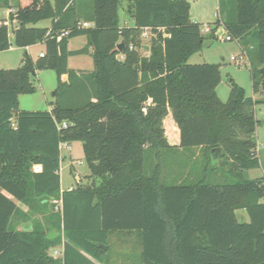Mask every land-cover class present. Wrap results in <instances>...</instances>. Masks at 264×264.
Instances as JSON below:
<instances>
[{
	"label": "trees",
	"instance_id": "16d2710c",
	"mask_svg": "<svg viewBox=\"0 0 264 264\" xmlns=\"http://www.w3.org/2000/svg\"><path fill=\"white\" fill-rule=\"evenodd\" d=\"M10 1L0 0V8L11 9ZM14 1L16 12L0 19V52L40 43L45 51L0 69V264L104 263L108 237L125 232H137L142 264H264V176L246 177L262 166L257 100L232 82L222 102L220 65L189 64L206 42L201 24L190 18V2L128 0L135 23L128 27L120 25V0ZM45 20L51 27L37 26ZM212 25L211 38L224 28L240 42L252 90L264 103V0H219ZM144 29L154 34L148 56L140 53ZM64 31L69 34L59 39ZM83 36L87 45L69 50L70 40ZM88 53L92 72L69 68L70 57ZM47 69L58 78L51 110H21L20 96L36 93L32 78ZM170 113L180 130L178 147L165 137ZM74 142L82 143L92 182L62 191L60 146ZM178 148L201 150L203 177L182 164V181L166 185L162 162ZM55 200L57 213L31 231L17 230L14 220ZM238 210L249 223L238 221ZM52 230L59 236L49 241ZM62 244L63 257L50 256Z\"/></svg>",
	"mask_w": 264,
	"mask_h": 264
},
{
	"label": "rangeland",
	"instance_id": "374dc122",
	"mask_svg": "<svg viewBox=\"0 0 264 264\" xmlns=\"http://www.w3.org/2000/svg\"><path fill=\"white\" fill-rule=\"evenodd\" d=\"M123 8L120 9V20L121 22L124 19H127V14L125 8L127 7V1L122 0ZM206 2H208L206 0ZM11 9H1L0 8V19L8 21L9 13L16 12V4L14 0L10 1ZM191 4V3H190ZM49 21L45 20L39 24V26L44 27L48 25ZM213 24V22H212ZM204 25L202 26V31L206 30L207 26L213 28V25ZM11 28L14 27V24L10 25ZM227 32H224V35L219 39L215 40L211 38L210 33L203 32V36L206 38L204 48L194 54V57L189 61L190 65L194 64H218L220 65L221 73V83L217 87L216 91L222 102H226L229 99L231 93L232 82H235L240 86L247 94L248 97H253L257 100L255 105L256 118L259 121L258 129L255 134L257 146L259 150L260 162L262 164L261 168L253 169L247 172L246 177L250 180L255 178H260L264 176V103L263 96L261 94H254L252 90V77H251V63L245 58L242 50V45L238 41L232 40L227 41ZM11 40L13 37L10 35ZM76 42H79L77 40ZM143 43L150 44L149 40H143ZM72 47H76L74 44ZM79 47V46H78ZM40 47H37L33 50L34 53H38ZM20 53L16 50L5 53L0 52V69L7 70L9 68L14 69L22 66V61L19 59ZM141 55H145V50H140ZM232 56L235 59H232ZM94 64L93 57L88 54H83L78 57L71 59V67L81 66L82 68L88 69L93 67ZM79 64V65H78ZM254 69L256 70L257 64H253ZM44 74H50L51 79L44 77L43 83L45 85V90H43L39 83V77L33 76V83L36 86V93L23 95L20 100V109L23 111H47L50 108V103L54 102L55 97L52 95L51 87L57 86L58 78L52 70H48ZM46 76V75H45ZM55 78V79H54ZM171 114V113H170ZM170 114L166 117L163 122V128L165 130V137L168 140V137L173 135L172 126L173 122L170 118ZM169 133V134H168ZM71 149H61L62 163H61V188L64 191L70 190V188L77 187V180H82L81 187L86 188L90 185L92 180L87 179V176L91 174V170L88 167L87 162L85 161L84 150L82 149L81 142H74L70 145ZM166 162H162V175L161 180L166 185L179 184L182 181L181 174L183 165L187 164L190 170H196L197 176L201 175V172L198 170V165L204 163V158L202 157L200 149H189L182 150L181 148L166 152ZM154 160L149 159L146 162L147 174L150 175L153 171ZM183 164V165H182ZM213 165V164H212ZM212 170V168H211ZM209 171L208 178H211L214 174L213 171ZM197 176L195 175L196 179ZM207 176V175H206ZM207 178V179H208ZM53 203V204H52ZM50 204L43 206L41 204L37 205L35 212H30V216L27 219L22 218L16 226L19 227L20 231H31L35 226V222H43L51 217V213L55 211L57 213L58 204L52 201ZM55 205V206H53ZM28 211V208H26ZM236 216L238 221L249 223V216L246 211L238 210L236 211ZM15 219V218H14ZM15 223V220H14ZM109 249L106 253L104 261L106 264H142L141 260V245L138 239L137 232L131 233H114L108 237Z\"/></svg>",
	"mask_w": 264,
	"mask_h": 264
},
{
	"label": "crops",
	"instance_id": "0c3cea01",
	"mask_svg": "<svg viewBox=\"0 0 264 264\" xmlns=\"http://www.w3.org/2000/svg\"><path fill=\"white\" fill-rule=\"evenodd\" d=\"M122 2L121 4V8H123V1L120 0ZM127 1V6H128V0ZM190 3H191V10H190V18L192 19V21H195L199 24H204V25H211L212 22L214 23L217 19H218V8H219V0H207L208 2H206V0H188ZM127 10V7L125 8V11ZM119 13H120V10H119ZM126 14H127V11H126ZM119 20H120V15H119ZM49 21V20H47ZM51 24H52V21H49L48 25H45L44 27L42 26H39V24L37 25L38 27H41V28H45V27H51ZM134 20L131 19L128 14H127V19H124L123 22H121L120 20V25L121 26H128V27H134ZM89 27H92V25H90ZM206 29H209V32H206V33H210L212 28L210 26H207ZM77 40H79V42H76ZM88 43V39H86V36H83V37H77V38H73L72 40H70L69 42V50L71 51H78V50H82ZM74 44H76V47H72ZM79 46V47H78ZM146 46H148V44H144V50H145V55L143 56H148L149 55V49H146ZM37 47H40L41 49L38 51V53H34L33 50ZM16 50V52H23L22 54L20 53V55L18 56L20 61H22V64H23V58L24 56L27 54L29 55L32 59L34 60H37L38 57H40V54H43L44 51H45V45L43 43H40V44H37V45H33V46H29L27 47L26 49H23V48H18L16 46H12L8 51H5V53H9V52H12ZM93 51V48H89V52L92 53ZM90 53H88V55H90ZM80 56V55H78ZM78 56H72L70 57L69 59V68L74 70L75 72H77L78 74H84V73H90L94 70V64L92 63V66L88 69H85V68H82L79 64V66L77 67H71V59L72 58H75V57H78ZM120 58H124L122 56H120ZM193 58V57H192ZM191 58V59H192ZM190 59V60H191ZM11 69V68H9ZM7 69V70H9ZM49 69H47L46 71H39V72H36L34 77H39V83H40V86L43 90H45V85L43 83V79L44 77H48V78H52L50 77V74H44L45 72H47ZM53 71V70H52ZM46 75V76H45ZM66 78V77H65ZM64 78V79H65ZM55 79V78H54ZM58 84V83H57ZM57 86H54V87H51L50 89H52V95L55 97V90H56ZM23 95L20 96L19 100H21ZM55 100V99H54ZM49 110H51V108H49ZM170 118L172 119V122H173V126H172V134L173 136L171 137H168V143L170 146L172 147H178L179 143H180V130L176 128L175 126V123L173 121V117H172V114H170ZM169 134V133H168ZM72 143H67V144H61L60 146V151L62 148H65V149H68L70 150L71 145ZM62 157V156H61ZM60 169H61V166H60ZM36 170L38 171H41V168L40 167H36ZM62 170V169H61ZM61 173V172H60ZM77 182L80 181V179H76ZM70 189H73V188H70ZM62 191L63 188H62ZM19 207H21V209L25 212H27V207L21 205V204H18ZM20 220L16 219L15 220V226L17 223H19ZM17 230H20L18 226H16ZM98 264H106V262L104 263H101V262H97Z\"/></svg>",
	"mask_w": 264,
	"mask_h": 264
},
{
	"label": "built area",
	"instance_id": "2783aa9c",
	"mask_svg": "<svg viewBox=\"0 0 264 264\" xmlns=\"http://www.w3.org/2000/svg\"><path fill=\"white\" fill-rule=\"evenodd\" d=\"M82 26H83V27H89L90 24H88V23H83ZM221 31H223V35H224V32H225V31H224V28H223ZM221 31H220V32H221ZM203 32H209V29H206L205 31H202V33H203ZM68 34H69L68 31H64V32L61 33V35L59 36V39L64 38V36H67ZM153 37H154V34L152 33L151 29H144L143 32H142V34H141V38H142V40H149V41L151 42L152 39H153ZM226 40L231 42L232 37H230L229 35H227ZM144 44H145V43H144ZM242 50H243V49H242ZM242 52H243L245 58H247V59L249 60L248 55L246 54V52H245L244 50H243ZM40 57H43V54H40ZM232 59H235V57L232 56ZM66 126H67V124H63V125H62L63 128H66ZM54 203L58 204V209L61 207V201H59V200H55ZM63 254H64V245H63V244L60 245V246H58V247H56V248H53V249L51 250V252H50V256H52V257L55 258V259H60V258H62V257H63Z\"/></svg>",
	"mask_w": 264,
	"mask_h": 264
},
{
	"label": "water",
	"instance_id": "95a60500",
	"mask_svg": "<svg viewBox=\"0 0 264 264\" xmlns=\"http://www.w3.org/2000/svg\"><path fill=\"white\" fill-rule=\"evenodd\" d=\"M223 35V31L218 33V36H222ZM123 46V43H120V46L118 47V50H120ZM146 49H149V46H146ZM264 68L261 69V72H263ZM31 207L33 208V204H31ZM59 236V233L56 230H52L51 232L48 233L47 236V240L51 241L56 239ZM103 248L105 249V251L108 250L107 246H103Z\"/></svg>",
	"mask_w": 264,
	"mask_h": 264
}]
</instances>
